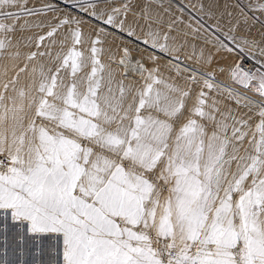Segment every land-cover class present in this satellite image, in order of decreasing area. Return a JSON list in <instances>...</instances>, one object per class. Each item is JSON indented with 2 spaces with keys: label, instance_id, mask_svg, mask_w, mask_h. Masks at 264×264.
<instances>
[{
  "label": "snow or ice",
  "instance_id": "obj_1",
  "mask_svg": "<svg viewBox=\"0 0 264 264\" xmlns=\"http://www.w3.org/2000/svg\"><path fill=\"white\" fill-rule=\"evenodd\" d=\"M0 264H264V0H0Z\"/></svg>",
  "mask_w": 264,
  "mask_h": 264
},
{
  "label": "rangeland",
  "instance_id": "obj_2",
  "mask_svg": "<svg viewBox=\"0 0 264 264\" xmlns=\"http://www.w3.org/2000/svg\"><path fill=\"white\" fill-rule=\"evenodd\" d=\"M230 57H231V56H230ZM232 58H233V60L235 59L234 56H232ZM229 61H230V60L228 59L227 62H229ZM222 62H223V61H222ZM227 62H226V63H227ZM223 64H225V63H223ZM248 66H250V63H246V67H248Z\"/></svg>",
  "mask_w": 264,
  "mask_h": 264
},
{
  "label": "bare ground",
  "instance_id": "obj_3",
  "mask_svg": "<svg viewBox=\"0 0 264 264\" xmlns=\"http://www.w3.org/2000/svg\"><path fill=\"white\" fill-rule=\"evenodd\" d=\"M228 59H229L230 61L233 60L232 56L229 57ZM230 61H229V62H230ZM226 62H227V60H226V61H223V62L221 61L222 64H223V63L227 64L228 62H227V63H226Z\"/></svg>",
  "mask_w": 264,
  "mask_h": 264
}]
</instances>
